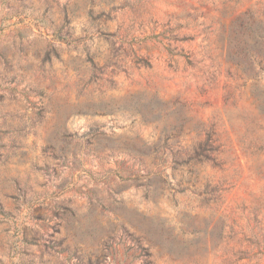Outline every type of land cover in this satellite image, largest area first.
I'll list each match as a JSON object with an SVG mask.
<instances>
[{
    "label": "rangeland",
    "instance_id": "1",
    "mask_svg": "<svg viewBox=\"0 0 264 264\" xmlns=\"http://www.w3.org/2000/svg\"><path fill=\"white\" fill-rule=\"evenodd\" d=\"M0 264H264V0H0Z\"/></svg>",
    "mask_w": 264,
    "mask_h": 264
},
{
    "label": "trees",
    "instance_id": "2",
    "mask_svg": "<svg viewBox=\"0 0 264 264\" xmlns=\"http://www.w3.org/2000/svg\"><path fill=\"white\" fill-rule=\"evenodd\" d=\"M170 52H172V50L171 49H169V48H167ZM176 55H178V56H182V54L181 53H177ZM188 57V56H187ZM180 130H181V128L179 129V132H180ZM178 132V133H179Z\"/></svg>",
    "mask_w": 264,
    "mask_h": 264
}]
</instances>
